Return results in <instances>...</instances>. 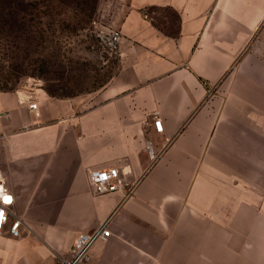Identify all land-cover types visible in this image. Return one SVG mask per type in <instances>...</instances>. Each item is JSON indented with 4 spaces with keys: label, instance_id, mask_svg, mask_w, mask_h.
Segmentation results:
<instances>
[{
    "label": "crops",
    "instance_id": "obj_1",
    "mask_svg": "<svg viewBox=\"0 0 264 264\" xmlns=\"http://www.w3.org/2000/svg\"><path fill=\"white\" fill-rule=\"evenodd\" d=\"M116 2L101 88L0 89V264H62L107 219L81 264H264V0ZM110 166L140 179L133 198L93 192Z\"/></svg>",
    "mask_w": 264,
    "mask_h": 264
},
{
    "label": "rangeland",
    "instance_id": "obj_2",
    "mask_svg": "<svg viewBox=\"0 0 264 264\" xmlns=\"http://www.w3.org/2000/svg\"><path fill=\"white\" fill-rule=\"evenodd\" d=\"M1 1V88L87 94L116 70L118 48L104 42L116 0Z\"/></svg>",
    "mask_w": 264,
    "mask_h": 264
},
{
    "label": "built area",
    "instance_id": "obj_3",
    "mask_svg": "<svg viewBox=\"0 0 264 264\" xmlns=\"http://www.w3.org/2000/svg\"><path fill=\"white\" fill-rule=\"evenodd\" d=\"M122 39V33L119 29H110L104 37L106 45L112 49H117ZM31 109H37L38 103L32 101L29 104ZM154 127L157 131L162 132L164 129L162 119L155 115L153 119ZM150 155L155 158L154 152L149 148ZM88 178L93 192L96 195H106L117 193L121 196L122 201L133 198L136 194L140 179L130 177L127 172L118 166L104 168H93L88 171ZM10 198V199H9ZM15 199L14 193L7 184V179L0 169V235L5 233V227L9 223V207ZM20 219L10 224L7 232L14 236H20ZM111 235L109 229V219L102 222L100 226L92 232L79 233L73 243L69 258L63 260L62 264H81L91 260V247L99 239H106Z\"/></svg>",
    "mask_w": 264,
    "mask_h": 264
},
{
    "label": "trees",
    "instance_id": "obj_4",
    "mask_svg": "<svg viewBox=\"0 0 264 264\" xmlns=\"http://www.w3.org/2000/svg\"><path fill=\"white\" fill-rule=\"evenodd\" d=\"M2 3V1L0 2V7H1V4ZM5 5H6V3H4ZM0 89H3V90H10V89H6V88H1L0 87ZM48 92H49V90H48ZM50 93V92H49ZM51 95H53V96H64V95H54V94H52V93H50ZM68 96V95H67Z\"/></svg>",
    "mask_w": 264,
    "mask_h": 264
},
{
    "label": "snow or ice",
    "instance_id": "obj_5",
    "mask_svg": "<svg viewBox=\"0 0 264 264\" xmlns=\"http://www.w3.org/2000/svg\"><path fill=\"white\" fill-rule=\"evenodd\" d=\"M10 199V198H9Z\"/></svg>",
    "mask_w": 264,
    "mask_h": 264
}]
</instances>
